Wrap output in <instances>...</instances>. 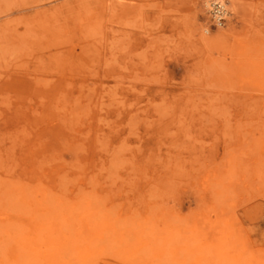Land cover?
<instances>
[{
	"label": "rangeland",
	"instance_id": "rangeland-1",
	"mask_svg": "<svg viewBox=\"0 0 264 264\" xmlns=\"http://www.w3.org/2000/svg\"><path fill=\"white\" fill-rule=\"evenodd\" d=\"M212 1L0 0V264H264V0Z\"/></svg>",
	"mask_w": 264,
	"mask_h": 264
},
{
	"label": "built area",
	"instance_id": "built-area-1",
	"mask_svg": "<svg viewBox=\"0 0 264 264\" xmlns=\"http://www.w3.org/2000/svg\"><path fill=\"white\" fill-rule=\"evenodd\" d=\"M211 15L215 21L216 24H222L225 16H226V12H224L223 7L220 5V3L218 2H212L211 6Z\"/></svg>",
	"mask_w": 264,
	"mask_h": 264
},
{
	"label": "bare ground",
	"instance_id": "bare-ground-1",
	"mask_svg": "<svg viewBox=\"0 0 264 264\" xmlns=\"http://www.w3.org/2000/svg\"><path fill=\"white\" fill-rule=\"evenodd\" d=\"M212 2H218V3H220V5L223 7L224 12H225L226 8H225V3H224V1H222V0H213ZM212 2H206V6H208V5L211 6ZM245 109H248V108H245ZM249 109H250V108H249ZM253 110H254V109H253ZM253 110H251V111H253ZM255 110H256V109H255ZM263 113H264V112H263Z\"/></svg>",
	"mask_w": 264,
	"mask_h": 264
}]
</instances>
